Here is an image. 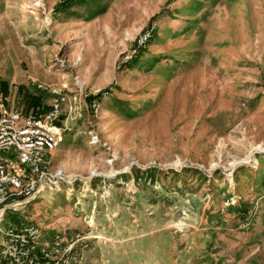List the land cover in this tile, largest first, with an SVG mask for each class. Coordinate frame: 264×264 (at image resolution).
Wrapping results in <instances>:
<instances>
[{"label": "rangeland", "instance_id": "1", "mask_svg": "<svg viewBox=\"0 0 264 264\" xmlns=\"http://www.w3.org/2000/svg\"><path fill=\"white\" fill-rule=\"evenodd\" d=\"M2 82L14 109L59 90L72 182L0 242L22 219L82 234L72 264H264V0H0Z\"/></svg>", "mask_w": 264, "mask_h": 264}, {"label": "built area", "instance_id": "2", "mask_svg": "<svg viewBox=\"0 0 264 264\" xmlns=\"http://www.w3.org/2000/svg\"><path fill=\"white\" fill-rule=\"evenodd\" d=\"M150 39L151 34L145 32L138 47L145 48ZM39 87L52 94L49 108L29 113L11 109L0 87V217L39 199L46 189L72 182L62 170H52V154L64 131L57 123L63 115V98L58 89ZM107 94L101 92L92 107L97 110ZM84 241L80 233L49 235L40 224L21 219L3 231L0 264H72L87 246Z\"/></svg>", "mask_w": 264, "mask_h": 264}, {"label": "crops", "instance_id": "3", "mask_svg": "<svg viewBox=\"0 0 264 264\" xmlns=\"http://www.w3.org/2000/svg\"><path fill=\"white\" fill-rule=\"evenodd\" d=\"M6 96H7V98H8V105H9V107H10L11 109H13V110L21 111L22 113L33 112V111H36V109H38V110L41 109L40 112H43V111H45V110H47V109L49 108V106H48L47 108H44L45 106H42L44 109H42V107L31 108L30 106H29V107H25V106L23 105V106H21V107H20V106H19V107L15 106V109H14V107H13V105H14V101L11 100L12 97L10 98V95H8V94H6ZM11 101H12V102H11ZM48 105H50V104H48Z\"/></svg>", "mask_w": 264, "mask_h": 264}, {"label": "trees", "instance_id": "4", "mask_svg": "<svg viewBox=\"0 0 264 264\" xmlns=\"http://www.w3.org/2000/svg\"><path fill=\"white\" fill-rule=\"evenodd\" d=\"M66 5H69V2L66 4ZM152 40H150V42H151ZM149 42V43H150ZM141 50H144V49H141ZM142 52V51H141ZM138 62V60H136V63ZM2 85H3V87H1L2 89H3V91L5 92V94H7V92H6V87H7V83H5V82H2ZM100 96V94L99 95H97V96H90L89 97V101L91 102V100H93L95 97L97 98V97H99ZM58 124H59V121L57 122ZM36 202V201H35ZM34 202V203H35ZM34 203H31L30 205H33ZM17 222H18V220H17Z\"/></svg>", "mask_w": 264, "mask_h": 264}]
</instances>
